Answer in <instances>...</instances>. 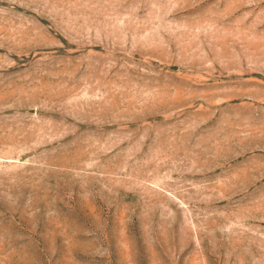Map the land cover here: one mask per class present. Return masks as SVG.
<instances>
[{
  "label": "rangeland",
  "instance_id": "374dc122",
  "mask_svg": "<svg viewBox=\"0 0 264 264\" xmlns=\"http://www.w3.org/2000/svg\"><path fill=\"white\" fill-rule=\"evenodd\" d=\"M0 264H264V0H0Z\"/></svg>",
  "mask_w": 264,
  "mask_h": 264
}]
</instances>
